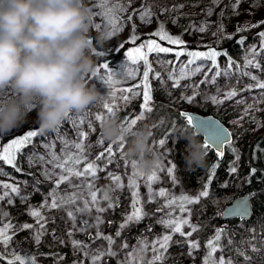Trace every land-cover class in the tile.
Returning <instances> with one entry per match:
<instances>
[{
	"label": "rangeland",
	"instance_id": "obj_1",
	"mask_svg": "<svg viewBox=\"0 0 264 264\" xmlns=\"http://www.w3.org/2000/svg\"><path fill=\"white\" fill-rule=\"evenodd\" d=\"M86 3L92 6L97 13L95 22L96 25H100V28L95 27L93 29L96 33L113 32L111 18H117L116 24L119 30L115 31L113 35H109L106 44H110V46L117 42L121 43L123 38H131L132 34L130 35V30L135 25V35L139 37L137 40L147 43L149 39H152L162 47L183 50L184 52L186 50L188 52L193 51L190 47L186 48L182 45L169 44L159 37L150 35L158 31L159 25L162 24L168 34L180 37L183 42L193 43L192 47L195 46L194 51L202 52L203 50L208 52L209 50H215L219 53L215 58V63L208 59H197L194 64L189 65V68L200 65L202 70L181 80L178 87L174 86V79H171L170 75L174 74L176 77H179V70L182 64L186 63L191 57L187 55L177 57L175 51L169 53H150L148 61L153 69V72L149 75L151 101L163 98L164 100L171 101L177 106L178 110L193 109L202 113L214 110L223 122L231 128H235L237 125L235 121L238 118L240 120H250V113L249 116L246 114L250 110L264 108L263 105H258L262 100L261 95L264 94V89L248 87L255 84L251 76H256L261 82H264V37L260 35V33L264 32V3L253 4L248 0H215V2L214 0H198L197 2H191V4H189V0H103V2L102 0H86ZM188 4L191 5L189 12L192 15L189 17L190 20L184 24V28L181 29L176 25L178 14ZM117 5L125 10L113 12L112 10L116 9ZM231 10H237L238 12L228 21L226 18L229 16ZM143 11H150V17L142 20L140 13ZM226 13L227 16L225 17ZM202 25L207 26L203 32L199 31ZM256 25L259 26L256 27ZM240 30L244 31L247 38L243 40L241 48L233 57L231 55L227 56V51L220 44L221 36H231L232 33ZM137 46H140V44H133L131 49H128V52ZM253 48L256 49L254 59L260 65L258 68L246 66L247 60L253 58L251 52ZM92 51L98 54L103 52L96 48H93ZM128 52L115 59L110 58L108 62L97 64V69H100L99 73L90 77L91 84H95L97 90L103 95L102 103L89 106L84 112L73 113L54 132H41L39 127L36 130L37 136L33 137L26 146L15 154V166L0 160V197H2L0 199V212L5 214L0 215V227L10 223L13 227L8 234L18 232V237L10 240L7 246L0 244V264H9V261L13 260L14 256L22 255L29 249L28 242H30V246L32 247L34 246L33 243L38 244L46 235L52 241H56L58 244L79 253V258L85 259L87 264H93L91 256L99 252H104L105 254L97 264H125L126 258L140 247L141 242L147 241L148 248L143 254V264H148L155 254L151 249L152 242L164 234H171L172 239L164 254L163 261L175 256L174 252L180 250L184 252L186 257L195 258V260L198 257V264H204L208 248L207 244L201 241L199 231L192 232L191 236H181L180 233H172L171 229L165 228L159 222L161 219H168L169 214H171L176 219H188L191 225L197 226L198 230L201 227L199 219L201 215L206 213L211 218L215 216L217 211H211L207 209V206H202L201 202L204 197H200L197 203L185 204V211L181 212L179 206L181 197L187 196L195 199L205 189L194 186L187 187L183 184L181 176L175 170L176 162L172 156L169 143L164 138H156V134L154 133V125L159 121L158 117L154 121L147 123L153 129L154 147L162 157L160 167L153 171L156 172L157 179L151 185L152 192H149L146 180L147 175H150L152 172L146 174L138 167L145 175L138 177L136 180L141 206L146 215L139 222L133 221L128 223L127 227L120 231L118 236L116 235L117 231L120 230V225L125 222V217L132 211L133 190L129 187V182L133 174V168L131 166L132 162L124 155L126 147L123 146L122 151H120L121 144H111L103 138L101 126L105 119L113 115L107 112V109L104 108V103L108 101L116 106L114 107V114L119 115L125 126H129L128 121L136 119L138 115L143 113V118L137 120V123L131 127L132 129L142 128L148 122L150 115V112L144 111L141 107L143 103L142 77L145 70L143 61L133 64L127 55ZM104 64L109 65V67L103 68ZM217 65L218 67H216ZM132 71H136L134 78L126 75ZM217 71L221 74L214 76V73ZM244 73H250L251 75H245ZM109 74H114L113 79L118 81L115 89H110L104 82ZM101 77L104 79H101ZM212 80L215 82L212 83ZM137 85H141V87L137 88ZM123 88H132L141 94L133 96L132 93L119 91V89ZM114 90H116V99L113 100L110 94ZM230 90H236L238 94L231 99H225L224 94ZM124 95H127L129 98L127 102L120 99ZM185 96H194V99L189 103L183 99ZM213 96H217L223 100V103L219 105L213 103L211 100ZM219 110L228 117V120H225L226 117L224 118L222 114L218 113ZM97 116H102L103 120H98ZM36 117V111H32L27 118V123L12 133L5 135L6 140L0 141V146L7 147L13 139L20 138L28 131L33 130L31 128L27 130V128ZM81 120L84 121L83 124L80 123ZM251 122L255 126L264 129V121H261V118L251 120ZM81 132L86 134V139L80 136ZM101 139L103 140L102 144L99 142ZM162 139L165 140L163 146L159 144V141ZM65 142L68 145L67 149L65 148ZM75 143L84 144V156L86 157L76 167L82 169L88 162H94L97 166L98 170L96 179L94 180V187L99 190L97 191V197L100 200V207L107 210L98 213L95 207L90 206V211L75 212V220H73L68 216L67 209L71 207L75 211V208L83 207V199L78 200L76 205L72 206L50 207L51 194L56 185L54 178L46 176L44 173L60 172V169L54 170L53 165L48 162L51 160L50 152L54 151L57 156L61 157H63L65 151L75 154L78 151L73 147ZM109 147H112L114 153L111 157V162H109L107 154ZM101 153H104V155L101 156ZM41 157L43 159H40ZM97 157H100V159H97ZM169 168H174V172L169 173ZM112 176L120 177V183L123 184L122 188L115 186V181L111 178ZM87 179L92 180L91 177ZM84 180V177L77 178L73 176L71 183L77 187H70L67 182L62 183L58 189L59 195L62 196L66 193L82 190L84 191V199H90L86 190L79 189ZM41 182H46L47 185L42 186ZM221 183L224 188L220 190L228 192L234 188L233 177L224 179ZM4 185H10L19 191L12 192L11 188H5ZM25 188H29V190ZM161 189L167 193L166 196L158 195ZM106 190L113 201V207H108V201L102 199L103 192ZM150 195L152 196L151 199H149ZM127 199L126 205L128 203V207L119 212L118 220L114 223L115 225L113 227H103L106 220H108L107 213L114 214L121 203ZM170 199H175L177 203L170 207L166 206L169 204ZM11 206H18V208L24 211L25 215L21 220L14 218V213L10 209ZM34 209L41 211L44 217V231L38 242L36 240V231L39 230L40 225L30 215V212ZM51 209H60L65 213V221L63 222L62 230L59 232L53 231L52 225L54 224V220L49 219L47 216ZM97 215L103 220V223L98 228L95 226V217ZM142 223L157 225L158 229L150 233L142 234L140 232L128 238L126 237V229L130 225ZM24 224L33 225V228L24 229L22 228ZM256 227L257 224L254 220L245 228L244 237H238L237 241L228 240L227 242L231 247V254L240 253L247 255L249 250H252L256 253L257 261L264 264V230L261 229L256 235ZM98 230L104 236H111L113 243L109 245L107 240L95 238ZM182 230L184 233L191 232V228L188 225H184ZM70 232L72 233L71 236H69ZM203 234L204 238L209 236L208 233ZM253 235L256 236L250 239V236ZM73 240L80 241L86 247L79 249L74 247ZM189 240L198 242L199 247L191 249L188 244ZM109 248L115 255L107 254ZM221 257L224 258L225 262L231 261V256L223 253V247L219 244V250L215 252L214 258L219 261ZM21 258L24 259L26 264H32L33 259L35 264L56 263V261L51 260L47 262L40 258H32V260L25 259L24 257ZM137 259H140V257H137ZM76 263L79 262L76 261ZM15 264H20V261H16Z\"/></svg>",
	"mask_w": 264,
	"mask_h": 264
},
{
	"label": "clouds",
	"instance_id": "obj_2",
	"mask_svg": "<svg viewBox=\"0 0 264 264\" xmlns=\"http://www.w3.org/2000/svg\"><path fill=\"white\" fill-rule=\"evenodd\" d=\"M96 16L86 0H0V136L27 123L32 111L41 132H54L73 113L103 102L90 79L97 72L91 36ZM108 38L107 31L98 33L95 45L103 48ZM101 131L105 141L123 144L126 158L144 173L161 165L151 126L132 129L113 114ZM175 131L189 142L187 170L205 168L200 129Z\"/></svg>",
	"mask_w": 264,
	"mask_h": 264
},
{
	"label": "trees",
	"instance_id": "obj_3",
	"mask_svg": "<svg viewBox=\"0 0 264 264\" xmlns=\"http://www.w3.org/2000/svg\"><path fill=\"white\" fill-rule=\"evenodd\" d=\"M197 1L198 0H189V4ZM248 1L253 4L264 3V0ZM189 4L178 14L176 25L181 29L184 28V24L190 20L189 17L192 15V13L189 12L191 9V5ZM237 12V10H231L226 19L229 21V19H232ZM226 16L227 13L225 14V17ZM258 26L259 25H256V27ZM91 36L93 38L94 48L108 51L112 47L103 46V48H99L95 45L96 31L92 30ZM245 38H247V36H245L244 31L240 30L232 33L231 36L222 35L220 44L227 51V56L231 55L233 57V55L241 48V41ZM116 44L115 49H118L117 52H119V46H116ZM192 44L191 42L186 41L182 46L191 48ZM221 46H219V48H221ZM120 49H122V47ZM186 52L188 51L186 50ZM202 52L205 51L202 50ZM113 53L114 51L110 50L107 54L93 55V59L96 60L97 64H100L101 61V63L107 62ZM261 98L262 100L258 105H263L264 107V94L261 95ZM150 105L152 111L150 112L148 122L145 124L154 121L157 117L159 118V121L154 125V133L156 134V138H164L169 143L172 156L176 162L175 170L181 176L183 184L187 187L194 186L204 189L205 186H207L209 194L203 198V201L201 202L202 206H207L208 210L217 211L222 205L227 203L234 194L245 190L251 191V198L254 207L253 217L250 220L244 221L230 219L225 224L220 223L217 212L215 216L211 218L204 213L199 218L201 227L197 230L200 232L201 241H204L207 244L218 231L222 230L223 234L220 237L219 244L223 247V253L231 256V264H261L257 261L256 253L252 250H249L247 255L240 253L231 254L232 250L227 241H237L238 237H244L245 228L254 220L257 224L255 234L257 235L261 229L264 230V129L255 126L253 122H251V120L257 118H261V121H264V108L250 110V112L246 113L248 116L250 113V120H240L238 118V120L235 121V123H237L235 128L229 126L233 138L230 143L226 144L222 158H220L215 151L209 147L207 148V166L202 169H197L196 171H188L185 156L188 155L187 147L189 142L186 139H178V134L175 129L178 127H187L191 129L192 127L184 120L180 110H178L177 106L171 101L158 98L153 99ZM213 113L218 116L216 111H213ZM218 113L222 114L224 118L226 117L225 120H228V117L225 116L222 111L219 110ZM29 128L35 131L39 128L37 117L29 124L27 130H30ZM5 140V136H0L1 142ZM198 140L205 144L200 135L198 136ZM214 165H218V167L214 168ZM233 167L236 168L235 172L231 171V168ZM213 171L214 175H212ZM231 177L234 178V188L228 192L220 190L224 188L221 181ZM41 184L42 186L47 185L46 182H41ZM25 189L29 190V188ZM126 201L128 202V199L121 203L114 214L107 213L108 220H106L103 227H113L115 225L114 223L118 220L119 212L128 207ZM10 209L14 213V218L16 220H21L25 215L24 211L21 208H18V206H11ZM47 216L49 219L54 220V224L52 225L53 231H61L63 222L65 221V213L60 209H51ZM157 229V225L148 223L130 225L126 229V237L128 238L129 236L140 232H142V234L150 233ZM203 233H208L209 236L204 238ZM8 235L11 237L10 240H12L14 237H18V232ZM256 235L250 236V239L254 238ZM28 244L29 249L24 254L18 255L19 257H24L25 259L28 258L30 260H32V258H40L47 262L52 260L56 261L55 264H87L85 259L79 258V253L72 251L66 246L58 244L56 241H52L47 235L44 236L38 244L33 243L34 246L32 247L30 246V242H28ZM174 255L175 256H172L165 261L157 262V264H185L183 261L185 257L183 251L178 250L174 252ZM198 260L199 258L197 257V264L199 263ZM76 261L79 263H76ZM51 264L53 263L51 262Z\"/></svg>",
	"mask_w": 264,
	"mask_h": 264
},
{
	"label": "snow or ice",
	"instance_id": "obj_4",
	"mask_svg": "<svg viewBox=\"0 0 264 264\" xmlns=\"http://www.w3.org/2000/svg\"><path fill=\"white\" fill-rule=\"evenodd\" d=\"M117 10L124 11L125 9L117 5V8L113 9L112 11L115 12ZM150 15H151L150 11H143L140 13V18L143 20L146 17H150ZM116 19H117L116 17L111 18L113 32L109 33V35H113L115 31L119 30L117 28ZM96 27L99 29L100 25H96ZM134 27L135 26H133V28ZM206 27H207L206 25H202L199 28V31L201 32L205 31ZM150 35L157 36L161 40H165L169 44H173V45H182L184 43L180 37H174L168 34L164 30V26L162 24L159 25L158 31H155L154 33ZM260 35L264 37V32L260 33ZM137 39L139 38L135 35V32H133L130 42L135 43ZM242 42L243 41H241V43ZM173 51H175V55L177 57L183 56V55H187L191 57V59H189L186 63L182 64V67L179 70V77H176L174 74L170 75V78L174 79V86H177V87L180 85L181 80L186 79L189 76L194 75L195 73L200 72L202 70L200 65H197L194 68H189V65L194 64L197 59H208V60H212L213 63H215V58L219 54L215 50H209L206 53L196 52V51H190V52L185 53L183 50H174L168 47H162L160 44H158L155 40H152V39H149L147 43L141 42L140 46H137L132 51L128 52L127 55L133 64H137L140 61H143V64H144L145 70L143 72V77H142L143 103L141 107L146 112L152 111L150 107V102H151L152 97H151V86L149 82V75L150 73L153 72V69L151 67V64L148 61V55L152 52L169 53ZM251 52H252L253 58L247 60L246 66H255L257 68L260 67V65L256 63L254 59L256 55V49L255 48L251 49ZM108 67L109 65L107 64L103 65V68H108ZM216 67H218V65ZM99 71L100 69H97V72L94 73V75L98 74ZM220 74L221 73L217 71L214 73V76H219ZM244 74L251 75L250 73H244ZM113 75L114 74H109L108 78L104 80V82L108 85L110 89H115V85L118 83L117 80L113 79ZM126 75L134 78L136 75V71L129 72ZM157 77H158V74H157ZM101 79H104V78L101 77ZM251 79L255 81V84L249 85L248 86L249 88L258 87L260 89H264V82H261L256 76H251ZM211 82L214 83L215 81L212 80ZM136 87L140 88L141 85H137ZM119 91H123L125 93H132L133 96H137L141 94L138 91H134L132 88H123V89H119ZM237 94L238 93L236 90H230L224 94V98L231 99L232 97H235ZM110 95L113 100L116 99V90H114ZM120 99H123L125 102H127L129 98L127 95H124V96H121ZM183 99L191 103L194 99V96H185L183 97ZM211 100L213 103H216L218 105L223 103V100H221L217 96L211 97ZM114 107L116 106L108 101H105L104 108L107 109V112L109 114H114ZM181 115L185 117L188 123H192V121L194 120L192 116H189L186 113H181ZM96 118L101 121L103 120L102 116H97ZM142 118H143V113L138 115L136 119H132L128 121L127 122L129 125L128 127L131 128L137 123V120L142 119ZM83 122H84L83 120L80 121L81 124H83ZM200 127L203 128L208 133L207 135L208 142L205 143V147L209 148V147L215 146V148L217 149V155L222 158L224 154L223 153L224 145L226 143H230L229 141L230 133L226 132L225 129H223L218 124L210 120L209 121L201 120ZM36 136H37V132L30 130L26 134H24L22 137L13 139L7 145V147L0 146V160L6 161L9 165L15 166V163H14L15 154L21 148L26 146V144L30 142V140L33 137H36ZM80 136L86 139L85 133L81 132ZM99 142L102 144L103 140L101 139ZM159 144L163 146L165 144V140L163 139L160 140ZM67 146H68L67 142H65L66 149H67ZM73 147L77 149L78 151L75 154L65 151L63 157L57 156L54 151L50 152L51 160L48 162L53 165L54 170L60 169V172L56 173L55 171H53L51 173L45 172L44 174L46 176H50L54 178L55 185H56L55 189L53 190L51 194L52 200H51L50 207L57 208V207H61L64 205L72 206V205H76L78 200L83 199V207H77L75 208V211L71 207H68L67 209L68 216L72 218L73 220H75V212L90 211V206L95 207L98 213H102L106 211L107 209L100 207V200L97 197V191L99 190L95 189L94 187V180L96 179V174L98 170L96 164L94 162H88L84 168L78 169L76 166L81 164L86 159V157L84 156V144L75 143ZM122 149H123V144L120 145L119 150L122 151ZM107 154H108V160L109 162H111V157L114 155L112 147H109L107 149ZM103 155L104 153H101V156ZM40 159H43V158L41 157ZM97 159H100V157H97ZM131 166L133 168V174L129 182V187L133 190V199H132V204H131L132 211L129 215L125 217V222L120 225V230H118L116 233L117 236L120 234V231H122L125 227H127L128 223L133 222V221L139 222L146 215V213L144 212L141 206L140 196L137 191L138 185L136 183L137 178L144 176L145 174L138 169V166L134 162H132ZM213 167L214 168L218 167V165H214ZM168 171L169 173H173L174 168H169ZM231 171L235 172L236 168L235 167L231 168ZM212 175H214V171ZM73 176L77 178H80V177L85 178V180L82 181L81 185L79 186V189L86 190L87 194L90 196V199H84V191L82 190H77L71 193H66L65 195H62V196L59 195L58 189H59L60 184L62 183L67 182L70 185V187H74V188L77 187L75 185H72L71 183V179ZM88 177H91L92 180L91 181L88 180L87 179ZM111 178L115 181V186L117 188L123 187V184L120 183L119 176H112ZM156 179H157L156 172H152L150 175H147L146 177L147 185H148L150 193L152 192L151 185L153 182L156 181ZM210 180H211V177H210ZM4 187L11 188L12 192L19 191L17 188L11 187L10 185H4ZM208 194L209 193L207 191V186H205V190L201 191L199 193V196L196 197L195 199H192L187 196L181 197V202L179 204L181 212L185 211V207H184L185 204L197 203L200 197H206L208 196ZM158 195L166 196L167 193L163 189H161ZM151 198L152 196L150 195L149 199ZM0 199H2V197H0ZM102 199L105 201H108V207H113V201L111 197L109 196L107 190L103 192ZM175 203H177L175 199H170L169 204L166 206L170 207ZM246 207H247L246 204L244 202H241V204H239L235 209H233V213H239L243 215L246 212ZM0 215H5V214L0 212ZM30 215H32L36 219L37 223L40 225L39 230L36 231V240L38 242L40 236L43 234V231H44V217L42 216L41 211L35 210V209L30 212ZM95 220H96L95 226L98 228L99 225L103 223V220L99 215L95 217ZM159 222L163 224L165 228L171 229L172 233H180L181 236H191L192 232L197 231V226L191 225L188 219H184V218L176 219L172 217L171 214H169L168 219H161ZM184 225H188L191 228V232L184 233L182 230ZM12 227L13 226L10 223L4 225L3 227H0V244L7 246V244L9 243L11 239L8 233L12 229ZM22 228L31 229L33 228V225L24 224ZM222 234L223 232L222 230H220L216 233V235L212 239L208 241L207 243L208 252H207L204 264H231L230 260L225 262L223 257H221L219 261H217L214 258L215 252L219 250L218 242ZM71 235L72 233L70 232L69 236ZM95 238H103L109 242V245L113 243V238L111 236H104L101 232H99V230L97 231ZM171 239H172L171 234H164L161 237H158L154 242H152L151 249L155 254L152 260L148 262V264H157V262L163 261L164 254L167 251V248L169 246V242L171 241ZM72 243L74 247L78 249L81 247H86L82 245L80 241L73 240ZM188 244L191 249H196L199 247V243L196 241L189 240ZM147 248H148V242L142 241L140 247L137 250H134L129 255V257L126 258L125 264H143V254L146 252ZM104 254H105L104 252L92 254L91 258H92L93 264H97V262L102 258ZM107 254L115 255V253L112 252L110 248L107 250ZM137 257H140V259H137ZM16 261H20V264H26L24 259L19 256H14V259L9 261V264H15ZM32 264H34V259L32 261Z\"/></svg>",
	"mask_w": 264,
	"mask_h": 264
},
{
	"label": "water",
	"instance_id": "obj_5",
	"mask_svg": "<svg viewBox=\"0 0 264 264\" xmlns=\"http://www.w3.org/2000/svg\"><path fill=\"white\" fill-rule=\"evenodd\" d=\"M180 113H186L187 115L192 116L194 118L192 123H188V121L183 116L184 120L192 128L200 129V136L202 137V140L204 141V143L208 142V140H207L208 133L203 128L200 127V121L201 120H203V121H209L210 120V121L215 122L220 127L225 129L226 132L230 133L229 141H231L233 138V134H232L230 127L226 123H224L217 115H215L212 112L202 113V112H199V111H196L193 109H188V110L182 109V110H180ZM226 144L223 147V153H224V149H225ZM210 148H212L215 151V153L217 154V149L215 148V146H212ZM241 202H244L246 204V206H247L246 212L243 215H241L239 213H233V209H235L239 204H241ZM253 215H254V207H253V202H252L250 190H245V191H241V192L236 193L230 199V201H228L227 203H225L224 205H222L218 209V219L223 220V221H226L228 219H235V218H238L241 221L250 220L253 217ZM191 264H195V263H191Z\"/></svg>",
	"mask_w": 264,
	"mask_h": 264
},
{
	"label": "flooded vegetation",
	"instance_id": "obj_6",
	"mask_svg": "<svg viewBox=\"0 0 264 264\" xmlns=\"http://www.w3.org/2000/svg\"><path fill=\"white\" fill-rule=\"evenodd\" d=\"M133 26H135V25H133ZM133 26H132V28H131V30H130V35H131V34L133 35V31L136 32V29H135V27L133 28ZM97 35H98V32L96 33V36H97ZM138 38H139V37H138ZM130 41H131V38H123V41H122L121 43L117 42L116 46H119V50H120L119 52H117L118 49H115V44H112V45H111L112 47L110 48V50H111V51H114V53L112 54L111 59H112V58L115 59V58H117V57H120L121 55L127 53V52H128V49H131V46H132L133 44H141V42H142V41H140V40H136L135 43H131ZM104 46H110V44H105ZM121 47H122V49H120ZM194 47H195V46L191 47L193 51H194ZM100 50H102L103 52H101L100 54H98V53H93V55L97 56V55L107 54V53L110 51V50L105 51L104 49H100ZM185 52H186V51H185ZM186 53H187V52H186ZM111 61H112V60H111ZM111 61H110V62H111ZM211 61H212V60H211ZM101 62H102V61H101ZM101 62H100V63H101ZM107 62H108V61H107ZM135 106H136V104H135ZM197 106H199V105H197ZM213 111H214V110L209 111V112H213ZM24 190H25V189H24ZM219 221H220V223H225V224H226V222H224V221H221V220H219ZM183 261H184L185 264H191V263H195V264H197L195 258L191 259V258L186 257V255H185ZM190 262H191V263H190Z\"/></svg>",
	"mask_w": 264,
	"mask_h": 264
},
{
	"label": "bare ground",
	"instance_id": "obj_7",
	"mask_svg": "<svg viewBox=\"0 0 264 264\" xmlns=\"http://www.w3.org/2000/svg\"><path fill=\"white\" fill-rule=\"evenodd\" d=\"M213 49V48H212ZM219 51V50H218ZM257 61V60H256Z\"/></svg>",
	"mask_w": 264,
	"mask_h": 264
}]
</instances>
